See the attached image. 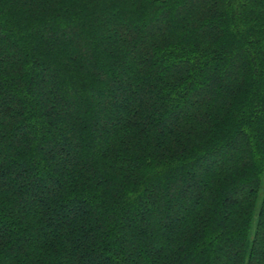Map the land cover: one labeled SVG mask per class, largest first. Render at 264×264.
<instances>
[{
  "label": "trees",
  "instance_id": "obj_1",
  "mask_svg": "<svg viewBox=\"0 0 264 264\" xmlns=\"http://www.w3.org/2000/svg\"><path fill=\"white\" fill-rule=\"evenodd\" d=\"M0 264H264V0H0Z\"/></svg>",
  "mask_w": 264,
  "mask_h": 264
},
{
  "label": "rangeland",
  "instance_id": "obj_2",
  "mask_svg": "<svg viewBox=\"0 0 264 264\" xmlns=\"http://www.w3.org/2000/svg\"><path fill=\"white\" fill-rule=\"evenodd\" d=\"M161 186V185H160ZM160 189V187L159 188H156V192L158 191ZM173 196H175V194L173 195ZM193 194L192 193H186L185 195L183 194V196H179V197H177V195H176V197L175 198H177L178 200H179V202H175V204L173 205V208H171V210H168L167 211V209H164L163 207V209H164V216H166V217H169V218H167V220L168 219H170V218H172V214H173V212H172V210H175L176 208H180V209H182V208H185L186 206H188V204L190 203V200H192L193 198ZM157 203H155L154 205H146V209L150 212V213H153L155 210V207L156 206H158V205H156ZM172 207V206H171ZM157 209H161L160 207H158ZM159 212L161 211V213H162V210H158ZM132 212V211H131ZM162 217L163 216H161V217H158V219H162ZM133 222V221H132ZM135 222V221H134ZM133 222V223H134ZM151 224V223H150ZM150 224H147V225H149V227L148 228H146L145 229V231H148L151 227H150ZM144 231V230H143ZM144 233V232H143Z\"/></svg>",
  "mask_w": 264,
  "mask_h": 264
}]
</instances>
